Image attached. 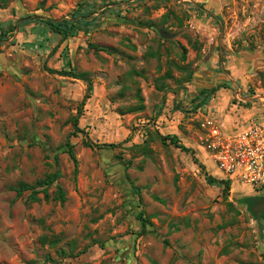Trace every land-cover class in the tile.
<instances>
[{"label":"rangeland","instance_id":"374dc122","mask_svg":"<svg viewBox=\"0 0 264 264\" xmlns=\"http://www.w3.org/2000/svg\"><path fill=\"white\" fill-rule=\"evenodd\" d=\"M75 11L93 25L66 39L23 23ZM61 71L93 83L77 133L88 83ZM212 86L222 110L218 91L198 105ZM255 113L264 123V0H0V264H264V190L221 168L210 137ZM51 172L49 199L18 195Z\"/></svg>","mask_w":264,"mask_h":264},{"label":"trees","instance_id":"16d2710c","mask_svg":"<svg viewBox=\"0 0 264 264\" xmlns=\"http://www.w3.org/2000/svg\"><path fill=\"white\" fill-rule=\"evenodd\" d=\"M198 7L200 9H204L202 5H198ZM33 17H37L38 21H40L45 26H47L52 32L62 35V39H66L69 36H75L78 32V29L83 27V26L90 27L93 25V20H87L86 16L84 14H82V12H80V11L79 12L75 11L70 15V17H64L62 19H54L52 17H42V16H28L26 18L27 20H25L23 23L24 24L27 23ZM94 48L97 50H104V51H107L109 53L113 52V48L107 47V46L94 45ZM61 73L71 74V75H73V77L82 79L88 83L87 92H86L82 102L80 103V106L78 108V112H77L76 116L73 118V126L75 129L74 133H77V132L82 131V129L79 126V119L83 114V107L85 105V101L90 96L91 91L93 89V83H92L91 79L86 77V75L84 76L83 74H79L76 72H65V71H61ZM221 87L227 88L228 86L222 85ZM219 88H220L219 86H212L210 88H203L201 93H205V97L199 102L198 105L199 106L206 105L210 101L211 94H213L214 92H217L219 90ZM160 137L164 142H166L167 139H170L172 143H174L175 145H177L178 147H180L184 151H188V152L192 151V149L187 148L186 146L179 144L178 137L176 135H173V136L160 135ZM85 145L90 146V147H96L99 149L104 148V147H116L117 146L116 144L93 143V142H89V141H86ZM67 146H68V153H69L70 157L74 160L75 166L77 167L78 160H77V157H76L75 152H74V145L71 144L70 142H68ZM196 162L199 163L197 159H196ZM200 166L202 168H204L203 164H200ZM59 175H60L59 172L48 173L43 179L38 180L35 184L20 182L19 186L16 187L17 193H18V195H21L25 190L33 189V192L31 194V198L33 200H39V197L37 196V193L39 192V190H37V187H43L44 197L46 199H49L50 194L47 192V188H49L51 185H53L58 180ZM207 180L211 184L223 185L224 193L227 196V194L230 190V185H231V182L229 180L217 179V178H214L213 176H207ZM135 189L137 191H139V187H135ZM54 199H60L62 202H64L66 200L65 190L60 187L58 189V191L56 192V194L54 195ZM139 216H140V220L142 222L143 228H145L147 224L151 223L149 218L145 217L143 213H140ZM50 261L53 263V260H50ZM30 264H34V263L30 262Z\"/></svg>","mask_w":264,"mask_h":264},{"label":"built area","instance_id":"2783aa9c","mask_svg":"<svg viewBox=\"0 0 264 264\" xmlns=\"http://www.w3.org/2000/svg\"><path fill=\"white\" fill-rule=\"evenodd\" d=\"M212 147L219 166L241 173L250 185L264 190V123L252 122L235 134H224L213 127L210 132Z\"/></svg>","mask_w":264,"mask_h":264},{"label":"crops","instance_id":"0c3cea01","mask_svg":"<svg viewBox=\"0 0 264 264\" xmlns=\"http://www.w3.org/2000/svg\"><path fill=\"white\" fill-rule=\"evenodd\" d=\"M217 94L219 96L223 94L222 95L223 98L219 102H217L218 103L217 105L219 106V110H222L221 108L223 107L222 105H224L225 100L228 101V98H227L228 93L224 89H221V90H218ZM234 106H235L234 108L238 109L239 112L241 110H245L243 107L239 108L237 105H234ZM252 115H253L252 116L253 118L251 119H247V118L242 119V117H237L236 121H228V118L227 119L224 118L220 120V123H221V126L225 129V131L236 132V131H240L241 129H244L245 127H247L250 123L254 122L255 120H259V118H257L259 117L257 113L252 114Z\"/></svg>","mask_w":264,"mask_h":264},{"label":"water","instance_id":"95a60500","mask_svg":"<svg viewBox=\"0 0 264 264\" xmlns=\"http://www.w3.org/2000/svg\"><path fill=\"white\" fill-rule=\"evenodd\" d=\"M161 34H163V35L166 36V37H170V36H172V34L166 32V31H164V30H161Z\"/></svg>","mask_w":264,"mask_h":264}]
</instances>
